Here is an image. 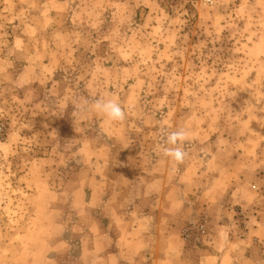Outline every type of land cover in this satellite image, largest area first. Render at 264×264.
<instances>
[{"label": "rangeland", "instance_id": "1", "mask_svg": "<svg viewBox=\"0 0 264 264\" xmlns=\"http://www.w3.org/2000/svg\"><path fill=\"white\" fill-rule=\"evenodd\" d=\"M0 264H264V0H0Z\"/></svg>", "mask_w": 264, "mask_h": 264}, {"label": "clouds", "instance_id": "2", "mask_svg": "<svg viewBox=\"0 0 264 264\" xmlns=\"http://www.w3.org/2000/svg\"><path fill=\"white\" fill-rule=\"evenodd\" d=\"M89 101L85 100L84 105H88ZM91 107L98 113L103 114L108 119L113 121H123L126 119V112L121 107L119 102L113 99L99 98L91 102ZM188 137V132L186 130L180 129L172 131L167 136V142L173 147H168L164 150V155L171 160L175 161L177 164L184 162L187 155L186 151L183 150L179 145L184 142Z\"/></svg>", "mask_w": 264, "mask_h": 264}, {"label": "built area", "instance_id": "3", "mask_svg": "<svg viewBox=\"0 0 264 264\" xmlns=\"http://www.w3.org/2000/svg\"><path fill=\"white\" fill-rule=\"evenodd\" d=\"M206 1H210V0H206Z\"/></svg>", "mask_w": 264, "mask_h": 264}]
</instances>
